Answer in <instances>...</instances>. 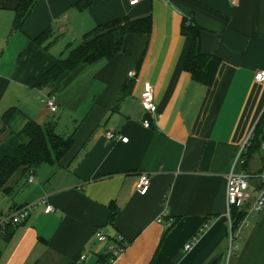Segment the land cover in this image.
Segmentation results:
<instances>
[{
  "label": "crops",
  "instance_id": "crops-1",
  "mask_svg": "<svg viewBox=\"0 0 264 264\" xmlns=\"http://www.w3.org/2000/svg\"><path fill=\"white\" fill-rule=\"evenodd\" d=\"M20 1L0 0V160L28 141L21 132L29 120L53 123L73 144L59 163L37 167L33 182L20 169L0 189V217L43 197L55 207L37 204L8 239L0 232V264H100L99 232L128 242L112 264H264V207L227 257L230 220L242 210L226 198L238 151L264 115V83L254 78L264 70V0H36L14 28ZM119 18H149L151 28L126 34L113 58L37 85L86 32ZM185 18L201 51L219 60L210 85L185 67L193 45ZM147 82L157 104L151 127L141 103ZM51 94L56 112L42 102ZM110 130L128 142L108 138ZM263 165L260 149L234 168L250 176L245 210ZM142 172L152 179L145 193L136 189Z\"/></svg>",
  "mask_w": 264,
  "mask_h": 264
},
{
  "label": "trees",
  "instance_id": "trees-1",
  "mask_svg": "<svg viewBox=\"0 0 264 264\" xmlns=\"http://www.w3.org/2000/svg\"><path fill=\"white\" fill-rule=\"evenodd\" d=\"M36 0H21L17 7V14L14 21V28H19L24 22L30 9ZM81 7L87 4L80 5ZM151 28V20L143 18L130 20L129 18H119L101 24L86 32L79 44L70 48L69 53L50 67L39 79V87H53L59 77L67 72L75 70L83 63H92L101 58L111 59L123 50L126 34L130 32H142ZM182 31L190 34L193 38V45L186 59L185 67L196 81L210 85L212 84L219 60L217 57L204 53L199 47L198 28L189 19H184ZM43 39V35L39 37ZM127 92L124 90L120 95V100ZM10 109L6 115L9 120L13 114ZM256 136L253 138L247 152V160L253 151L260 150L261 135L264 133V115L260 118L256 126ZM21 134L28 137L26 143H21L13 155H6L0 160V189L7 191V184L13 175L20 169L25 174L33 173L42 164H57L63 156L70 150L73 144L72 137H66L60 133L53 123L41 124L36 120H29ZM246 165V164H245ZM115 210H113V213ZM245 216L241 212L235 224L237 225ZM1 218V217H0ZM16 226L6 228L8 239ZM198 236V235H196ZM1 257V250H0ZM106 258L102 257V261Z\"/></svg>",
  "mask_w": 264,
  "mask_h": 264
},
{
  "label": "built area",
  "instance_id": "built-area-1",
  "mask_svg": "<svg viewBox=\"0 0 264 264\" xmlns=\"http://www.w3.org/2000/svg\"><path fill=\"white\" fill-rule=\"evenodd\" d=\"M141 0H129L131 5H136ZM233 6H240L241 0H229ZM131 76H135V72H130ZM254 78L256 81L264 83V70H256L254 73ZM43 105L48 108L51 112H56L58 110V104L56 102V97L54 95H46L43 100ZM141 103L145 111L149 114V117L143 119V125L146 127L152 126V120L150 116H155L157 114V104L155 102L154 96V87L151 83L147 82L144 85V88L141 93ZM257 126V125H256ZM257 130L256 127L252 130L250 136L248 137L245 144L239 149L238 154L235 158L233 167L228 175V182H227V192L226 198L227 203L229 206L236 204L238 207L241 208L242 212H245L244 218L236 225L233 220H230V229H231V247H234V242L237 237L241 234L244 228L249 224L251 218L256 216L260 213L264 207V165L263 170L259 173L258 181V193L256 199L251 205L250 208L244 209V205L248 200V193L247 190L249 188V175L247 173H237L235 172L234 168L237 163L245 165L247 162L246 157V150L249 148L253 138L256 136ZM108 138H116L119 137L124 142H128L129 137L118 135L116 131L110 130L107 132ZM260 148L264 150V133L261 135L260 140ZM34 175L33 173L29 174L28 181L33 182ZM152 185L151 175L147 172H142L138 176V180L136 182V189L141 192H147ZM46 203L45 205V212L51 213L55 211V207L52 204L47 203L45 197L41 198L37 202L28 203L23 206L16 208L15 210L11 211L7 215H4L0 218V232H4L7 227L9 226H17L24 222L30 215L31 209L35 207L37 204ZM98 239L100 242L105 244V252L102 257L106 259L101 262L100 264H112L119 255L125 250L128 242L123 238H118L115 242H110L108 236L103 233H98ZM193 240L185 245L186 249H190L193 246ZM86 258L85 254H82L80 260H84Z\"/></svg>",
  "mask_w": 264,
  "mask_h": 264
},
{
  "label": "rangeland",
  "instance_id": "rangeland-1",
  "mask_svg": "<svg viewBox=\"0 0 264 264\" xmlns=\"http://www.w3.org/2000/svg\"><path fill=\"white\" fill-rule=\"evenodd\" d=\"M67 54V52L65 53V55ZM233 251H234V248L233 247H231V250L229 251V254H228V256L227 257H229V256H231V254L233 253Z\"/></svg>",
  "mask_w": 264,
  "mask_h": 264
}]
</instances>
